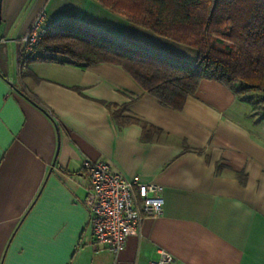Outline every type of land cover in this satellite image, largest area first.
Returning <instances> with one entry per match:
<instances>
[{
	"label": "crops",
	"instance_id": "obj_1",
	"mask_svg": "<svg viewBox=\"0 0 264 264\" xmlns=\"http://www.w3.org/2000/svg\"><path fill=\"white\" fill-rule=\"evenodd\" d=\"M40 9L170 60L197 55L95 0H0V264H148L160 250L174 264H264V119L250 103L202 79L174 110L120 65L62 55L30 60L20 75V36ZM106 103L138 121L119 126ZM141 121L160 132L142 139ZM85 159L164 188L161 213L145 216L117 253L92 243Z\"/></svg>",
	"mask_w": 264,
	"mask_h": 264
},
{
	"label": "trees",
	"instance_id": "obj_2",
	"mask_svg": "<svg viewBox=\"0 0 264 264\" xmlns=\"http://www.w3.org/2000/svg\"><path fill=\"white\" fill-rule=\"evenodd\" d=\"M95 1L156 35L192 47L197 54L195 61L170 60L65 19L55 21L52 29L40 40L36 54L24 56L19 53L20 75L30 60L55 61L57 55H62L63 61L81 65L109 62L120 65L145 92L155 96L161 105L174 110L183 107L202 79H211L249 102L253 113L264 119V0ZM18 90L51 116L50 109L26 92L23 86ZM250 91L261 93L258 105L248 95ZM106 105L119 126L138 121L121 115L125 105ZM140 123L144 140L150 138V132H160L151 124ZM183 144L184 149L202 152V148ZM236 174L241 181L244 179L243 172Z\"/></svg>",
	"mask_w": 264,
	"mask_h": 264
},
{
	"label": "built area",
	"instance_id": "obj_3",
	"mask_svg": "<svg viewBox=\"0 0 264 264\" xmlns=\"http://www.w3.org/2000/svg\"><path fill=\"white\" fill-rule=\"evenodd\" d=\"M54 24L55 20L40 9L28 30L20 36L22 55L36 54L40 40ZM4 41L6 39L0 36V42ZM83 173L88 182L83 204L96 247L119 252L127 238L138 232L145 216H157L162 211L164 188L160 184L127 179L105 160L85 159ZM148 264H174V257L160 250L158 257Z\"/></svg>",
	"mask_w": 264,
	"mask_h": 264
},
{
	"label": "rangeland",
	"instance_id": "obj_4",
	"mask_svg": "<svg viewBox=\"0 0 264 264\" xmlns=\"http://www.w3.org/2000/svg\"><path fill=\"white\" fill-rule=\"evenodd\" d=\"M248 95L252 97L254 103H256L257 105L259 104L261 93L256 91H250Z\"/></svg>",
	"mask_w": 264,
	"mask_h": 264
}]
</instances>
